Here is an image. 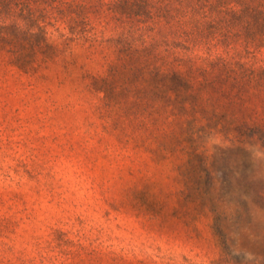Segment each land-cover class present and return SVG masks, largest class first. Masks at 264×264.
<instances>
[{
	"label": "rangeland",
	"instance_id": "1",
	"mask_svg": "<svg viewBox=\"0 0 264 264\" xmlns=\"http://www.w3.org/2000/svg\"><path fill=\"white\" fill-rule=\"evenodd\" d=\"M113 25L50 27L63 51L36 72L0 54V264H264V149L246 164L200 135V165L148 87L96 79Z\"/></svg>",
	"mask_w": 264,
	"mask_h": 264
},
{
	"label": "trees",
	"instance_id": "2",
	"mask_svg": "<svg viewBox=\"0 0 264 264\" xmlns=\"http://www.w3.org/2000/svg\"><path fill=\"white\" fill-rule=\"evenodd\" d=\"M111 23L118 54L105 56L110 74L96 79L148 87L167 128L200 165L215 157L194 144L200 135L220 138L246 164L253 148L264 149V0H0V54L36 72L63 51L50 27L65 40L89 33L96 44V25L105 32ZM212 211L218 221L222 214Z\"/></svg>",
	"mask_w": 264,
	"mask_h": 264
}]
</instances>
